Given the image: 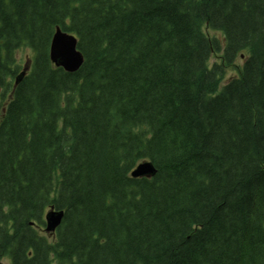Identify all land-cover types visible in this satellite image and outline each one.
Here are the masks:
<instances>
[{
    "label": "trees",
    "instance_id": "16d2710c",
    "mask_svg": "<svg viewBox=\"0 0 264 264\" xmlns=\"http://www.w3.org/2000/svg\"><path fill=\"white\" fill-rule=\"evenodd\" d=\"M3 259L264 264V0H0Z\"/></svg>",
    "mask_w": 264,
    "mask_h": 264
},
{
    "label": "water",
    "instance_id": "95a60500",
    "mask_svg": "<svg viewBox=\"0 0 264 264\" xmlns=\"http://www.w3.org/2000/svg\"><path fill=\"white\" fill-rule=\"evenodd\" d=\"M50 59L56 67L64 69L68 73L77 72L84 64V56L78 49V40L74 35L57 28L50 48ZM30 64L26 65L24 70L17 76L15 86L26 76ZM157 170L152 162L145 161L140 163L131 173L132 178H152ZM65 212L56 210L52 207L44 216L45 232L48 235H54L56 230L62 224ZM31 225H34L33 223ZM0 264H3L0 262Z\"/></svg>",
    "mask_w": 264,
    "mask_h": 264
},
{
    "label": "rangeland",
    "instance_id": "374dc122",
    "mask_svg": "<svg viewBox=\"0 0 264 264\" xmlns=\"http://www.w3.org/2000/svg\"><path fill=\"white\" fill-rule=\"evenodd\" d=\"M208 33H209V35H211V36H217V37H219L221 40H223V36H222V34H220V33H218V32L208 31ZM223 42H224V41H223ZM23 52H24V51H23ZM23 52H20L19 58H21V59L24 58L23 66L25 67L26 64H27V62H28V60H29L28 56H29L30 54H29V52H26V53H23ZM214 61H216V58H215V57H213V58L211 59V63L214 62ZM243 62H244V56H243V55H240L239 58H238L237 61H236V64H237L238 66H241V65L243 64ZM236 75H237V70H232V69L228 70L227 73L225 74L224 79H223L222 86H224V85H225L230 79H232V78L235 77ZM8 97H9V95H8ZM4 102H6V100H5ZM42 231H43V230H42ZM43 232H44V234H45L49 239L53 238L51 235L46 234L45 231H43ZM2 262H3L4 264H11L10 261L7 260V259H6V260L3 259Z\"/></svg>",
    "mask_w": 264,
    "mask_h": 264
},
{
    "label": "bare ground",
    "instance_id": "6f19581e",
    "mask_svg": "<svg viewBox=\"0 0 264 264\" xmlns=\"http://www.w3.org/2000/svg\"><path fill=\"white\" fill-rule=\"evenodd\" d=\"M62 31H63V30H62ZM67 33H68V32H67ZM69 34H70V33H69ZM71 35H72V34H71ZM50 48H51V46H50ZM51 62H52V60H51ZM52 63H53V62H52ZM28 64H30V62H29V61L27 62V64H26V65H28ZM53 64H54V63H53ZM54 65H55V64H54ZM25 67H26V66H25ZM25 67H24V68H25ZM24 68H23V69H24ZM58 68H59V67H58ZM24 78H25V77H24ZM24 78H23V79H24ZM23 79H22V80H23ZM22 80H21V82H22ZM21 82H20V83H21ZM20 83H19V84H20ZM19 84H18V85H19Z\"/></svg>",
    "mask_w": 264,
    "mask_h": 264
}]
</instances>
